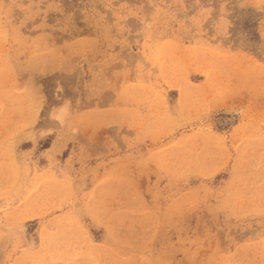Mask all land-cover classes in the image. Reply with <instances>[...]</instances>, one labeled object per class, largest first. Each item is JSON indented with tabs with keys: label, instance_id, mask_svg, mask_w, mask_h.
I'll return each mask as SVG.
<instances>
[{
	"label": "rangeland",
	"instance_id": "374dc122",
	"mask_svg": "<svg viewBox=\"0 0 264 264\" xmlns=\"http://www.w3.org/2000/svg\"><path fill=\"white\" fill-rule=\"evenodd\" d=\"M0 264H264V0H0Z\"/></svg>",
	"mask_w": 264,
	"mask_h": 264
}]
</instances>
